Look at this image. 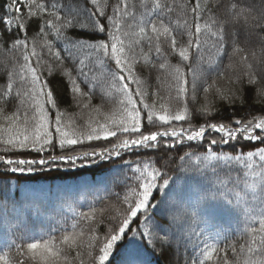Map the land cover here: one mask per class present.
<instances>
[{
    "label": "trees",
    "instance_id": "16d2710c",
    "mask_svg": "<svg viewBox=\"0 0 264 264\" xmlns=\"http://www.w3.org/2000/svg\"><path fill=\"white\" fill-rule=\"evenodd\" d=\"M44 3L46 11L37 12L30 17L28 9L23 8V18L26 22V32H20L15 24H3V19L16 16L7 5L9 0H0V96L7 90V84L13 83V91L8 102L0 101V140L6 138L2 129L9 126L5 119L14 113L20 117L22 125L25 116L29 119L34 115L31 104H22L27 99L23 93L30 87L25 80L20 79L25 63L24 45L14 47L15 40L21 39L27 43V53L33 48L36 56L30 55L29 63L38 68L41 83L49 85L48 90L54 91L58 98V109L45 105L49 112V120L54 123L56 112L65 114L66 120H74L78 127L83 128L89 118L103 121L105 115L111 114L117 104L105 94L108 85L105 77L108 71L115 70L113 62L107 60L100 53L90 55L88 49L72 48L73 55H68L70 45L63 38H57L53 29L46 28V21H55L52 12L60 15L62 20L75 19L79 25L73 29L62 30L73 42L95 44L98 40L108 41L107 31L94 32L90 26V16L95 19L96 7L91 0H38ZM129 11L134 12V18H128L127 24L132 25L130 31H138L140 26L149 27L148 22L170 26L181 43L188 40L187 30L178 27L185 20L193 22L191 7L196 0H161L162 4L172 8V11L153 8L152 0H126ZM107 3V6H105ZM119 0H100L106 15L113 14V7ZM187 7L181 9L180 5ZM204 9L201 24L208 22L212 29H223L224 51L218 53L219 37H213L205 32L201 34V47L190 49L189 60L181 61L178 54L171 53L168 43L161 38V47L170 65H179L188 81L187 94L183 100L173 101L176 110L187 106L189 110L188 122H180L176 126L198 129L206 123H226L233 126L236 119L246 122L248 119L264 118V21L245 23L244 17L235 18V14L244 11L246 15L264 16V0H200ZM235 5V7H233ZM122 7V5H121ZM36 11V9H33ZM187 13V14H185ZM107 27V19L99 17ZM46 32L41 33L40 28ZM194 32V26L192 28ZM149 34L150 31H149ZM45 39L52 45V52L61 55V61L49 52L45 46ZM234 47L243 51L234 55ZM143 50L148 53L149 61L138 59L133 67L136 77L141 80V88L147 93L146 102L150 105L156 100L159 108L161 98L175 96V80L168 74V70L158 67L162 59H157L154 51L149 52L148 41L144 40L136 47L139 54ZM258 51V56H254ZM247 57V61L243 60ZM255 58L258 61H255ZM85 61L80 65V60ZM251 65V68L248 65ZM52 71L49 72L48 69ZM81 68L88 74L87 81L80 75ZM65 70L71 76L65 74ZM251 72L256 78L255 84L248 83ZM11 74V76H10ZM196 77V88L193 91L192 82ZM77 79L85 92L91 93V107L84 109L76 103L71 91V79ZM100 81L104 89L97 86L90 88V84ZM215 84L217 88L231 90L237 94L235 102L222 100L211 88L205 93L204 89ZM136 85H132L135 90ZM21 95L18 96L17 92ZM156 95H153V94ZM193 96L195 99H193ZM89 97L84 98L88 102ZM139 100V97H136ZM211 109V114L201 112L205 106ZM143 131L148 133L162 128H152L148 125L142 105ZM100 108L99 114L92 111ZM167 127V126H164ZM54 133V127L51 129ZM217 133H208V139L200 142L183 141L175 147L166 148L161 138L158 149H134L123 152L120 157L111 158L95 163L90 161L77 162L76 166L57 163L55 165L34 166V171L12 172L11 166L0 161V256H4L8 264H94V257L98 254V245L92 241L95 235L103 240L108 230L119 222L127 205L123 203L134 187H138L134 179L136 174L132 169L137 163L150 161L168 179L164 188H157L153 192L146 221L144 214H140L137 222L130 224L131 231L114 246L107 264H245L246 259H260V256L249 254L245 247L250 240L248 227L264 216V190L262 181L253 177L247 168V161L209 163L204 159L206 150L214 149L215 153L238 155L247 151H256L257 147H264V143L244 141L239 138L229 144L211 145L209 140L218 137ZM110 141L87 142L83 146H74L76 151L91 147L115 143ZM5 146L0 144V149ZM59 155L58 147L53 151L49 148L43 153L29 150L11 149L0 151L7 159H39L49 155ZM183 157V159H181ZM128 161L129 163H125ZM254 165L259 164L256 157ZM264 174V170L256 168ZM158 185L163 180L157 181ZM255 183V191L247 185ZM230 201V202H229ZM85 214H92L93 219H85ZM116 217V219H113ZM154 222V224H153ZM156 232L155 248L147 239L142 240L141 234L148 230ZM64 235L76 238V244L63 242ZM50 240L51 246L58 250L56 257H45L27 251V244L36 241ZM92 247H89V244ZM216 247L217 252L211 260H204V252L209 247ZM256 247L259 248V238ZM0 264H3L0 261Z\"/></svg>",
    "mask_w": 264,
    "mask_h": 264
},
{
    "label": "snow or ice",
    "instance_id": "6c2138e0",
    "mask_svg": "<svg viewBox=\"0 0 264 264\" xmlns=\"http://www.w3.org/2000/svg\"><path fill=\"white\" fill-rule=\"evenodd\" d=\"M91 3L95 5L94 13L98 16L93 19L90 16V26L94 32L98 31L104 33L107 31L108 41L98 40L95 44H88L86 42H73L71 41L62 30L73 29L79 25V22L75 19H65L55 12L51 15L54 16L53 20L46 21V28L53 29L57 38H63L68 42L70 48L67 49L68 55H73L71 49L79 47L80 49H88L90 55L99 56L103 54L104 58L111 61L115 65V70H109L105 82L108 85V90L105 92L113 101L116 102L117 108L109 115H105L103 121L89 118L83 128L78 127L74 120H66L65 114L59 111L56 112L54 123L49 120V112L45 109V105H50L52 109H58V98L54 95V91L48 90L49 85L47 83H41V77L38 75V68L33 67L30 61V55L36 56V49L33 48L31 54L27 53V43L24 40L16 39L14 47L24 45L25 54H23V60L25 63L21 66L23 71L19 74L21 80H25L30 87L23 93V96L27 99H22V104H31L34 111V115L29 119L25 116L23 123H20V117L17 114L5 117L9 122L7 128L2 129L6 133V138L0 140V144L5 147L0 151H9L11 149L31 150L39 153L47 151L52 148L58 147L60 150L59 155L52 154L47 157L39 159H7L3 155H0V161L4 165L11 166L12 172H24L34 171V166H46L55 165L57 163H63L64 165L76 166L77 162L90 161L95 163L97 158L99 160L111 159L113 157H120L123 152H131L134 149H158L161 146V138H170L172 143H168V140L163 141V146L166 148L175 147L176 144H180L183 141L194 142L204 141L208 139V133L219 134L216 138L209 140L211 145L229 144L232 141H237L242 137L244 141L260 142L264 143V118L248 119L246 122L241 119H236L233 126H228L226 123H206L201 125L198 129L191 127L176 126L180 122H188L189 110L187 106L182 109L176 110L173 107V101L183 100L187 94L188 81L185 79V74L179 65H170L161 47V38L168 43L171 49V53L178 54L181 61L189 60L190 49L195 46L197 49L201 47V34L209 33L213 37H219L217 52L224 51V35L223 29L213 30L212 25L216 24L213 20L212 24L205 22L200 23L202 13L204 9L201 7L200 0H196L194 6L191 7V14L193 22L189 23L185 20L181 25L178 22V27L185 28L187 30L188 40L186 43L178 41L177 36L174 34L173 29L165 25L162 21L160 23L149 21V27L140 26L138 31H130L132 25L127 24L128 18H134L135 13L130 12L129 4L126 0H119V3L113 7V14L108 16L103 7L100 6V0H91ZM122 5V7H121ZM154 9L163 10L167 8V11L171 12L172 8L161 3V0H152ZM27 7L28 15L30 17L36 16L37 12L44 13L46 7L44 3L38 2V0H9L7 5L8 9L12 13H16V16H10L3 19V24L13 25L20 32H26V22L23 18V8ZM107 6V3H105ZM181 9L187 7L186 3L180 5ZM235 7V5H233ZM36 9V11H33ZM187 14V13H185ZM244 17L245 23L249 21H256L260 23L264 21V16L256 17L254 15H246L244 11L235 14V18L239 19ZM99 17H105L107 19V27L101 21ZM194 26V32L192 28ZM45 27L40 28L41 33L46 32ZM149 31L151 34H149ZM144 40L148 41L149 52L154 51L157 59H162L158 67L160 69L168 70V74L175 80L176 95L161 98L162 102L159 104V108L156 107V100L150 105L146 102L145 97L147 93L141 88V80L138 79L133 72V67L138 59H144L149 61L148 53H144L143 50L138 54L136 47L140 45ZM45 46L48 47L49 52L55 57L56 60L61 61V55L58 52H52V45L45 39ZM243 51L240 47H234L233 54L237 55ZM255 55V54H253ZM244 61H247V57H243ZM85 61L80 60V65L83 66ZM251 68V65H248ZM52 71L51 68L48 69ZM65 74L71 76L65 70ZM80 75L87 81L88 74L81 68ZM248 75V83L255 84L256 78L251 72L246 73ZM11 76V74H10ZM196 77L192 82L193 91L196 88ZM135 84V90L132 89V85ZM101 87L104 89V85L97 81L96 84H90V88ZM211 88H215L216 93L222 100H227L229 103L235 102L237 94L229 90H223L217 88L213 83L209 87L204 89L207 93ZM13 91V83L7 84V90L0 96V101L8 102V97ZM71 91L76 98V103L84 109L91 107V93L85 92L81 85L77 82V79H71ZM264 96V89L260 93ZM17 95L21 93L18 91ZM153 95H156L155 93ZM89 97L88 102H84V98ZM139 97V100L136 99ZM193 99L195 97L193 96ZM142 105V109L147 113L146 119L148 125L152 128H162L163 130H154L145 133L143 129L142 111L139 107ZM93 112L99 114L100 108L92 109ZM201 112L204 114H211V109L206 105ZM167 126V127H164ZM54 127V133L51 130ZM111 138H116L115 143L107 145H98L91 147V150L84 149L76 151L74 146H83L87 142L91 145L93 141H110ZM255 157L259 158V164L254 165L253 160ZM183 159V157H181ZM204 159L209 163L216 161L218 163L228 162H241L247 161V168L253 177H259L262 181V190H264V174L257 172L258 167L264 170V147H257L256 151H247L238 155H229L228 153H215L214 149L209 148L206 150ZM125 163H129L125 161ZM135 181L138 187H134L129 195H126L123 203L127 205L122 214L119 215V222L108 230V234L103 240H98L95 235L91 237L92 241H96L98 245V254L94 257V264H107L109 257L112 254L114 246L117 242L121 241L128 231H131L130 224L137 222L140 219V214H144L146 221L150 220L147 217V212L150 207H158L159 205H152L151 199L153 198V192L158 187L164 188L168 185L169 181L161 173V171L154 166L150 161H142L137 163V166L132 169ZM162 179L163 184L157 183ZM247 187L255 191V183L247 185ZM230 202V201H229ZM85 219L92 220V214H85ZM113 219H116L114 217ZM154 224V222H153ZM259 227L255 226V223L248 227L247 231L250 234V240L246 245L241 246V251L246 247L249 254L260 256V259H246L245 264H264V216H261L258 221ZM160 231L158 226H155V230H148L141 234V239H147L149 243L153 244L155 248L156 232ZM259 238V248L256 247L257 239ZM63 242L66 244H76V238L72 235H64ZM93 245L90 243L89 247ZM27 251L29 253H35L45 257H56L58 250L51 246L50 240L36 241L27 244ZM217 252L216 247H209L204 252V260H211L213 255ZM0 261L3 264H8L7 259L4 256H0ZM200 264H204L202 260ZM224 264H228L225 259Z\"/></svg>",
    "mask_w": 264,
    "mask_h": 264
},
{
    "label": "rangeland",
    "instance_id": "374dc122",
    "mask_svg": "<svg viewBox=\"0 0 264 264\" xmlns=\"http://www.w3.org/2000/svg\"><path fill=\"white\" fill-rule=\"evenodd\" d=\"M258 54H259V52L258 51H255V55L254 56H258ZM255 61H258V59L255 58ZM194 142H200V141H194ZM256 158L259 159L258 157H256Z\"/></svg>",
    "mask_w": 264,
    "mask_h": 264
}]
</instances>
